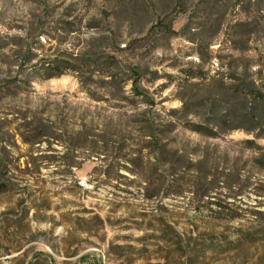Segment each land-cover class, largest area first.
Here are the masks:
<instances>
[{"label":"rangeland","instance_id":"1","mask_svg":"<svg viewBox=\"0 0 264 264\" xmlns=\"http://www.w3.org/2000/svg\"><path fill=\"white\" fill-rule=\"evenodd\" d=\"M251 2L0 0V87L24 83L0 95V264H264V238L191 258L264 230V103L234 94L264 93Z\"/></svg>","mask_w":264,"mask_h":264},{"label":"trees","instance_id":"2","mask_svg":"<svg viewBox=\"0 0 264 264\" xmlns=\"http://www.w3.org/2000/svg\"><path fill=\"white\" fill-rule=\"evenodd\" d=\"M252 1V5L256 7L257 11L259 10V6L264 4V0H238L240 5H244L250 3ZM244 7V6H243ZM77 63H65V61H62L58 58L49 60L47 62H44L41 66L32 65L29 68L31 69V72L33 74H37L38 76L44 77V78H50L53 76L61 75L63 72H74L75 70L79 68H84L86 70H92L101 68L102 64L94 65V61L90 60L89 58H80L76 61ZM109 72V76H112L115 70V67L112 65V63H109L106 67ZM133 71V70H132ZM134 72V71H133ZM186 78V77H185ZM200 78H203L200 76ZM24 85V83L20 81H14L7 82L6 86L0 87V95L2 97H8L14 94L13 90L17 88V86ZM234 94H236L238 97H240L243 100L254 102V103H264V93H259L251 90L250 88L245 89H237L235 90ZM198 130V129H194ZM199 132V131H197ZM24 143H28L26 139H23ZM258 218L261 220L262 223H264V214L255 213ZM219 214H215V216H218ZM264 230H257L255 231V234L258 235H250L248 233H236V238L233 240H229L226 237L223 238H206L202 243H200V250L194 249V254L192 255V259L197 261V257H204V252L208 251L210 254L214 255H221L226 253L229 250H238L242 248L245 244H254L256 240L261 237L259 234ZM198 252H202L201 254H197ZM203 250V251H202Z\"/></svg>","mask_w":264,"mask_h":264}]
</instances>
